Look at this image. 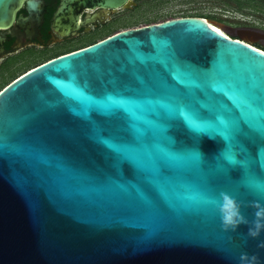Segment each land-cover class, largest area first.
Returning <instances> with one entry per match:
<instances>
[{
  "label": "water",
  "instance_id": "obj_1",
  "mask_svg": "<svg viewBox=\"0 0 264 264\" xmlns=\"http://www.w3.org/2000/svg\"><path fill=\"white\" fill-rule=\"evenodd\" d=\"M26 1L0 0V27ZM134 4L61 0L55 28ZM256 182L264 51L205 17L118 30L0 92V264H239L242 252L264 264V231L226 233L190 199L227 191L251 222Z\"/></svg>",
  "mask_w": 264,
  "mask_h": 264
},
{
  "label": "flooded vegetation",
  "instance_id": "obj_2",
  "mask_svg": "<svg viewBox=\"0 0 264 264\" xmlns=\"http://www.w3.org/2000/svg\"><path fill=\"white\" fill-rule=\"evenodd\" d=\"M60 2L26 1L18 12L24 17H18L12 25L0 27V92L33 66L97 41L81 43L94 29L104 27L114 19L119 9L85 7L80 12L79 27L61 34L55 28V14ZM232 3L231 8L220 6L218 16H215L217 19L209 15L197 16L222 24L224 30L229 23L230 28L235 30L233 34L226 30L229 36L247 41L264 51V0H232ZM92 15L94 19L86 21Z\"/></svg>",
  "mask_w": 264,
  "mask_h": 264
},
{
  "label": "rangeland",
  "instance_id": "obj_3",
  "mask_svg": "<svg viewBox=\"0 0 264 264\" xmlns=\"http://www.w3.org/2000/svg\"><path fill=\"white\" fill-rule=\"evenodd\" d=\"M137 3L131 7H121L117 10L115 18L106 26L93 30L82 42H90L101 39L118 30L136 27L153 22L163 21L169 18L184 15H209L218 16L221 7L231 8L232 0H135ZM226 3V5H224ZM229 3V4H228ZM118 18V19H117ZM217 19V18H215ZM216 22V21H215ZM225 29V28H224ZM226 30L235 33L226 24ZM225 30V31H226ZM226 31V32H227ZM45 57V56H44ZM38 58V60L42 59Z\"/></svg>",
  "mask_w": 264,
  "mask_h": 264
},
{
  "label": "clouds",
  "instance_id": "obj_4",
  "mask_svg": "<svg viewBox=\"0 0 264 264\" xmlns=\"http://www.w3.org/2000/svg\"><path fill=\"white\" fill-rule=\"evenodd\" d=\"M226 159L231 163L235 162L232 156H226ZM248 188L257 197V199L252 200L248 205L255 209V218L251 222L242 212V208L244 207L242 202L227 191H221L218 196L197 194L190 197V199H195L198 203L205 206H212L219 216L221 229L224 232H235L240 225L251 224L247 235L256 238L260 235L261 231H264V204L261 203V200H264V183L256 182L249 185ZM258 246L264 248V242ZM256 259L255 256H249L248 253L242 252L239 256V264H255Z\"/></svg>",
  "mask_w": 264,
  "mask_h": 264
},
{
  "label": "bare ground",
  "instance_id": "obj_5",
  "mask_svg": "<svg viewBox=\"0 0 264 264\" xmlns=\"http://www.w3.org/2000/svg\"><path fill=\"white\" fill-rule=\"evenodd\" d=\"M215 22V21H214ZM217 25H218V27L224 32V33H226L227 34V32L222 28V24H218L217 22H215Z\"/></svg>",
  "mask_w": 264,
  "mask_h": 264
}]
</instances>
